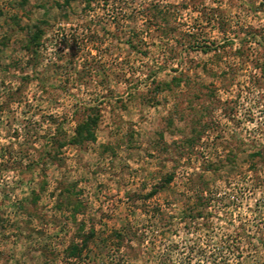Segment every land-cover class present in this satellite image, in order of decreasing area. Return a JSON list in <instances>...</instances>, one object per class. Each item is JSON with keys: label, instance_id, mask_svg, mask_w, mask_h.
Wrapping results in <instances>:
<instances>
[{"label": "rangeland", "instance_id": "374dc122", "mask_svg": "<svg viewBox=\"0 0 264 264\" xmlns=\"http://www.w3.org/2000/svg\"><path fill=\"white\" fill-rule=\"evenodd\" d=\"M86 1L0 0V264H264V0Z\"/></svg>", "mask_w": 264, "mask_h": 264}, {"label": "trees", "instance_id": "16d2710c", "mask_svg": "<svg viewBox=\"0 0 264 264\" xmlns=\"http://www.w3.org/2000/svg\"><path fill=\"white\" fill-rule=\"evenodd\" d=\"M71 1H74V0H63L64 4H67L68 2H71ZM84 1H86V0H84ZM259 4H262V3H259ZM40 33H41V31H40V29H38V27L32 26L31 29H28V31H26V34H25L24 48L30 47L31 48V54H33V55H34V51H35L34 49L37 45V39H38ZM97 116L98 115L95 112H91V113L85 115L84 119L75 125V128L72 132V135L69 136L66 140L65 139H62V140L58 139L57 140L54 138H50L51 139L50 142L53 144L52 149L57 150L58 148H60L65 143V141H68L69 143H72V144H80L82 141H92L93 140L92 130L94 129L95 124L97 122ZM62 134H64V133H62ZM254 148L255 149L251 153L247 154V158H248V162H249V166H250L251 170H252V168H253L252 166L255 162L264 163V141L259 143V145L257 147H254ZM196 177L197 178L195 179V181H200L202 187L194 188L193 183L188 184L186 189L193 192L192 197L196 201L193 205L185 207L184 210L187 211L186 213L181 212L183 215L185 214V216L190 217V218H194L197 215H199V212L194 211V208L196 206L202 208L205 204H207L209 201H211V198H212L213 193L215 191V190L210 191L207 188L206 181L204 179H202V177H200V176H196ZM171 178H172L171 173L166 174V176H164V178H163V183H168L171 180ZM254 181L255 182H253L252 184L256 185L258 180L255 179ZM203 192L207 193V195L203 196ZM259 229H260V227H255V230L257 231V233L261 232ZM250 236H252V235H250ZM257 240H259V242H261L260 239H257ZM78 251H79V248L71 245L68 248L67 255L68 256H73V255L76 256L78 254ZM164 258H165V256H164Z\"/></svg>", "mask_w": 264, "mask_h": 264}]
</instances>
